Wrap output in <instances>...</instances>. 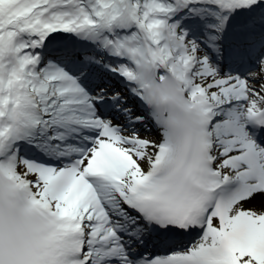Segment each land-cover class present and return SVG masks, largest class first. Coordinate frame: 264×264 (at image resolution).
I'll use <instances>...</instances> for the list:
<instances>
[{
  "label": "snow or ice",
  "instance_id": "obj_1",
  "mask_svg": "<svg viewBox=\"0 0 264 264\" xmlns=\"http://www.w3.org/2000/svg\"><path fill=\"white\" fill-rule=\"evenodd\" d=\"M0 264H264V0H0Z\"/></svg>",
  "mask_w": 264,
  "mask_h": 264
}]
</instances>
